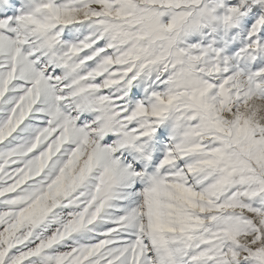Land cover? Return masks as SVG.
<instances>
[{
    "label": "snow or ice",
    "instance_id": "obj_1",
    "mask_svg": "<svg viewBox=\"0 0 264 264\" xmlns=\"http://www.w3.org/2000/svg\"><path fill=\"white\" fill-rule=\"evenodd\" d=\"M0 264H264V0H0Z\"/></svg>",
    "mask_w": 264,
    "mask_h": 264
}]
</instances>
